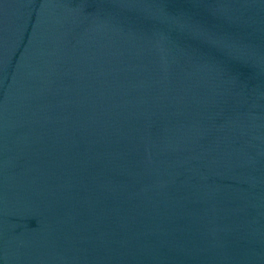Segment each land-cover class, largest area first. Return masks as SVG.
I'll use <instances>...</instances> for the list:
<instances>
[{
	"label": "water",
	"instance_id": "obj_1",
	"mask_svg": "<svg viewBox=\"0 0 264 264\" xmlns=\"http://www.w3.org/2000/svg\"><path fill=\"white\" fill-rule=\"evenodd\" d=\"M0 264H264V0H0Z\"/></svg>",
	"mask_w": 264,
	"mask_h": 264
}]
</instances>
